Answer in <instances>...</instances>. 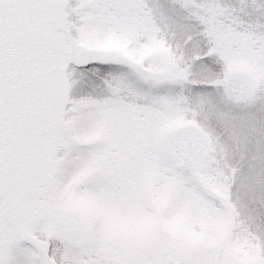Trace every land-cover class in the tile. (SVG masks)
Segmentation results:
<instances>
[{
	"label": "snow or ice",
	"instance_id": "snow-or-ice-1",
	"mask_svg": "<svg viewBox=\"0 0 264 264\" xmlns=\"http://www.w3.org/2000/svg\"><path fill=\"white\" fill-rule=\"evenodd\" d=\"M0 264H264V0H0Z\"/></svg>",
	"mask_w": 264,
	"mask_h": 264
}]
</instances>
